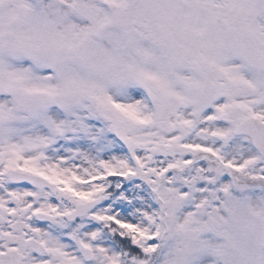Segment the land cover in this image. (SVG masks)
Returning a JSON list of instances; mask_svg holds the SVG:
<instances>
[{
	"label": "snow or ice",
	"instance_id": "snow-or-ice-1",
	"mask_svg": "<svg viewBox=\"0 0 264 264\" xmlns=\"http://www.w3.org/2000/svg\"><path fill=\"white\" fill-rule=\"evenodd\" d=\"M0 264H264V0H0Z\"/></svg>",
	"mask_w": 264,
	"mask_h": 264
}]
</instances>
